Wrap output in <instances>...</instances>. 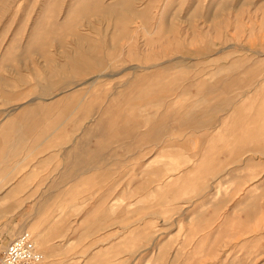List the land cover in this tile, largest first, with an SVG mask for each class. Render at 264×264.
<instances>
[{"label": "rangeland", "instance_id": "1", "mask_svg": "<svg viewBox=\"0 0 264 264\" xmlns=\"http://www.w3.org/2000/svg\"><path fill=\"white\" fill-rule=\"evenodd\" d=\"M34 12L29 41L65 60L40 89L137 149L86 234L23 231L41 264H264V0H0Z\"/></svg>", "mask_w": 264, "mask_h": 264}, {"label": "crops", "instance_id": "2", "mask_svg": "<svg viewBox=\"0 0 264 264\" xmlns=\"http://www.w3.org/2000/svg\"><path fill=\"white\" fill-rule=\"evenodd\" d=\"M36 19L0 16V244L26 230L55 244L76 216L86 234L89 216L121 197L122 177L136 173L134 131L122 141L115 131L101 134L90 125L96 101L58 102L62 92L40 89L41 79L57 80L65 60L29 41ZM97 219L93 229L104 220Z\"/></svg>", "mask_w": 264, "mask_h": 264}, {"label": "built area", "instance_id": "3", "mask_svg": "<svg viewBox=\"0 0 264 264\" xmlns=\"http://www.w3.org/2000/svg\"><path fill=\"white\" fill-rule=\"evenodd\" d=\"M39 261L40 255L27 233L20 234L9 243L0 256V264H35Z\"/></svg>", "mask_w": 264, "mask_h": 264}, {"label": "bare ground", "instance_id": "4", "mask_svg": "<svg viewBox=\"0 0 264 264\" xmlns=\"http://www.w3.org/2000/svg\"><path fill=\"white\" fill-rule=\"evenodd\" d=\"M23 233H27L29 236H30V238H31V241H32V243H33V246H34V248H35V250L37 251V253L40 255V261L39 262H37V263H35V264H41V262H42V255L39 253V251L37 250V248H36V244H35V241H34V239H33V237H32V235L31 234H29L28 232H23ZM22 234V233H21ZM20 235V234H19ZM18 235V236H19ZM17 236V237H18ZM16 237V238H17ZM15 238V239H16ZM15 239H13L11 242H13ZM11 242H9V243H11Z\"/></svg>", "mask_w": 264, "mask_h": 264}]
</instances>
